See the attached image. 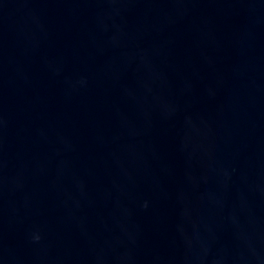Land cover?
<instances>
[{
	"label": "water",
	"instance_id": "water-1",
	"mask_svg": "<svg viewBox=\"0 0 264 264\" xmlns=\"http://www.w3.org/2000/svg\"><path fill=\"white\" fill-rule=\"evenodd\" d=\"M0 264H264V0H0Z\"/></svg>",
	"mask_w": 264,
	"mask_h": 264
}]
</instances>
